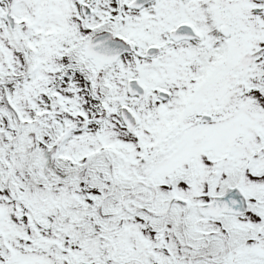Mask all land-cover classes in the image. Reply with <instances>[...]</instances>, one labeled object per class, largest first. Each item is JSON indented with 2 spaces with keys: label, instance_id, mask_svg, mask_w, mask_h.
Listing matches in <instances>:
<instances>
[{
  "label": "snow or ice",
  "instance_id": "snow-or-ice-1",
  "mask_svg": "<svg viewBox=\"0 0 264 264\" xmlns=\"http://www.w3.org/2000/svg\"><path fill=\"white\" fill-rule=\"evenodd\" d=\"M0 264H264V0H0Z\"/></svg>",
  "mask_w": 264,
  "mask_h": 264
}]
</instances>
